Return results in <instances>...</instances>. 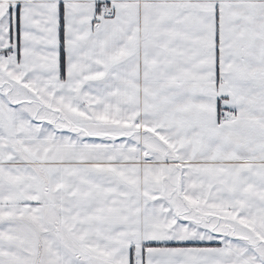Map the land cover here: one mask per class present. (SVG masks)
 Returning <instances> with one entry per match:
<instances>
[{
    "label": "snow or ice",
    "instance_id": "snow-or-ice-1",
    "mask_svg": "<svg viewBox=\"0 0 264 264\" xmlns=\"http://www.w3.org/2000/svg\"><path fill=\"white\" fill-rule=\"evenodd\" d=\"M0 264H264V0H0Z\"/></svg>",
    "mask_w": 264,
    "mask_h": 264
}]
</instances>
